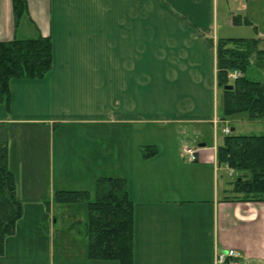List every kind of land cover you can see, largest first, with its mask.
<instances>
[{"label":"crops","instance_id":"0c3cea01","mask_svg":"<svg viewBox=\"0 0 264 264\" xmlns=\"http://www.w3.org/2000/svg\"><path fill=\"white\" fill-rule=\"evenodd\" d=\"M27 6L15 26L11 0H0V41L49 36L52 67L40 79H12L10 103L0 104V144L22 205L0 264H118L92 257L87 234L96 183L108 177L123 179L132 201L133 264H214L215 253L229 249L240 253L230 264H264V200L233 193L238 173L216 154L224 136L217 131L224 118L217 114L216 41L246 38L223 31L243 24L264 39V0ZM189 123L214 127L211 146L198 136L194 161L182 157L176 139L155 136L173 127V137ZM62 129L69 148L60 145L54 162ZM149 146L154 151L146 155ZM58 191L86 192L88 199L58 201Z\"/></svg>","mask_w":264,"mask_h":264},{"label":"trees","instance_id":"16d2710c","mask_svg":"<svg viewBox=\"0 0 264 264\" xmlns=\"http://www.w3.org/2000/svg\"><path fill=\"white\" fill-rule=\"evenodd\" d=\"M14 25L28 13L27 0H11ZM233 17V23H239ZM249 23L248 20H244ZM261 38H218L216 41V82L222 87L223 118L246 113L249 119H264V82L246 75L251 62L264 60ZM260 65V64H259ZM52 67V43L49 36L0 41V104L9 105L12 79H40ZM238 71L230 79L228 74ZM232 85L231 89H223ZM146 155L153 154L154 148ZM217 161L236 171L231 191L242 200H264V132L237 134L230 131L216 149ZM55 199L62 202L87 200L80 191H58ZM95 203L89 205L87 230L92 257L114 259L118 264H133V206L126 184L119 178L99 179L95 186ZM22 214L16 195V177L8 167V151L0 144V254L5 238L14 231Z\"/></svg>","mask_w":264,"mask_h":264},{"label":"rangeland","instance_id":"374dc122","mask_svg":"<svg viewBox=\"0 0 264 264\" xmlns=\"http://www.w3.org/2000/svg\"><path fill=\"white\" fill-rule=\"evenodd\" d=\"M232 5H239L242 0H230ZM245 1V0H243ZM219 19L224 18V14L219 15ZM227 20L224 21V26H229V24L225 23ZM223 22V21H221ZM258 24L260 28H264V20L258 19ZM230 27V28H229ZM224 27L223 31L226 32L229 30L232 36H244V37H255V28L250 25L243 24V26H232ZM233 29H232V28ZM233 38V37H230ZM260 48L264 49V41L260 44ZM260 64V65H259ZM257 62H251L250 66L246 70V75L250 77L253 80L257 81H263L264 82V60L260 61V63ZM240 73V72H238ZM218 87V86H217ZM219 88L218 93V110L217 114L220 116L219 118L223 117V99H222V87ZM213 126L209 123H189V124H182L179 125L178 128L174 131V136L172 137V132L174 129L173 127L171 129H168L165 133H158L156 132L155 136H157V140H163L168 137H171V140H175L179 143V147L181 149L182 146H191L196 147V140L199 138L198 136H204L206 140H208L210 146L213 144ZM225 128H234L232 132H235L237 134H262L264 132V119H249L248 115L246 113H235L229 116H225L224 119H221L217 128L218 131V137H220L224 133L222 132V129ZM203 131V134H197L196 131ZM170 131V132H169ZM150 136H153L154 132L151 131L149 133ZM57 137V138H56ZM68 138L67 133L65 130H61L60 132H57L54 142H53V158L54 162L57 161V158L63 155L62 149H66L68 152ZM61 145V146H60ZM193 145V146H192ZM49 144L46 143V149H48ZM52 149V148H51ZM49 155V149L47 151ZM67 155V153H64ZM49 170V166L47 165L46 171Z\"/></svg>","mask_w":264,"mask_h":264},{"label":"built area","instance_id":"2783aa9c","mask_svg":"<svg viewBox=\"0 0 264 264\" xmlns=\"http://www.w3.org/2000/svg\"><path fill=\"white\" fill-rule=\"evenodd\" d=\"M239 76L238 71H233L228 74L230 79H235ZM224 134H228L230 132L229 128H225L222 130ZM181 155L188 161H194L196 159V149L191 146H183L181 149ZM240 253L234 249H229L225 251H219L215 253L214 256V264H230L228 262L229 258L239 257Z\"/></svg>","mask_w":264,"mask_h":264},{"label":"water","instance_id":"95a60500","mask_svg":"<svg viewBox=\"0 0 264 264\" xmlns=\"http://www.w3.org/2000/svg\"><path fill=\"white\" fill-rule=\"evenodd\" d=\"M232 88V85H225L223 86V89L227 90V89H231ZM234 129L232 128L231 131H233ZM199 147H204L205 146V143H200L198 145Z\"/></svg>","mask_w":264,"mask_h":264}]
</instances>
